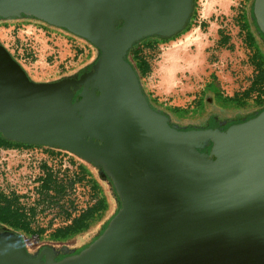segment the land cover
<instances>
[{"label":"water","instance_id":"1","mask_svg":"<svg viewBox=\"0 0 264 264\" xmlns=\"http://www.w3.org/2000/svg\"><path fill=\"white\" fill-rule=\"evenodd\" d=\"M192 3L0 0V16L25 13L101 51L89 74L101 95L73 103L75 80L35 82L0 44V135L101 165L122 199L102 234L76 253L46 245L30 255L5 229L0 264H264V111L226 132L177 130L150 109L125 61L134 42L179 32ZM252 12L264 35V0ZM209 141L214 160L199 151Z\"/></svg>","mask_w":264,"mask_h":264},{"label":"rangeland","instance_id":"2","mask_svg":"<svg viewBox=\"0 0 264 264\" xmlns=\"http://www.w3.org/2000/svg\"><path fill=\"white\" fill-rule=\"evenodd\" d=\"M253 1L193 0L194 15L188 22L186 32L161 39L148 38L140 43L139 47L143 52L141 55L150 65L149 72L141 77L142 86L158 107L170 113L173 122L205 124L211 114L222 117L223 113L254 109L251 98L256 93L245 100L246 104L239 105L222 102L221 96H215L214 86L205 87L207 80L218 74L224 97L250 88L256 69L249 59L252 49L245 45V33L238 32L237 21L240 10L247 12L250 27L254 31L250 17ZM221 36L228 39L220 42ZM240 37L243 38L242 43ZM0 40L35 82H51L72 74L89 63L85 55L87 51H93L94 47L83 37L32 19H9L0 23ZM146 43L151 46L148 47ZM174 54L178 55V59L171 70L175 73L174 80L170 81L167 80L165 68L171 66L170 60ZM182 111L184 112L181 113ZM179 112L180 114H176ZM35 148L39 155H29L28 152ZM41 150L44 153L42 157ZM57 151L67 157L70 164L66 163L65 167L63 163H55L59 169L51 171L49 159L53 155L55 157ZM73 156L80 159L63 148L39 144L0 148V195L20 209L18 199L26 196V191L40 193L39 200L36 201L37 207H33L30 219L25 218V221L29 223L31 230H44L41 237L44 239L41 241L43 243L49 241V235L55 229L66 226L93 204L87 182L79 180V169L70 159ZM42 171L52 175L54 182L49 187L51 191L42 189ZM21 216L0 207V224L13 230L12 232L21 229V224L16 222L17 219L22 220ZM95 219L96 216L90 215L85 220L86 224H91ZM98 225L100 223L90 225L88 232ZM20 234L26 248L30 250L31 243L36 241L28 239V235L24 233ZM83 238L52 245L61 244L60 246L73 248ZM36 245L38 244H33Z\"/></svg>","mask_w":264,"mask_h":264},{"label":"flooded vegetation","instance_id":"3","mask_svg":"<svg viewBox=\"0 0 264 264\" xmlns=\"http://www.w3.org/2000/svg\"><path fill=\"white\" fill-rule=\"evenodd\" d=\"M191 15V14H190ZM2 17V16H1ZM190 17V16H189ZM186 20L184 26L186 25V23L189 20ZM5 20H9V19H14L17 18V20L20 19H32V20H36L39 21L38 19L34 18L33 16H28L25 13H21L20 16H15V17H10V18H6V17H2ZM41 23L51 26V27H56L54 25H50L44 21H41ZM122 25V21H119L118 26ZM58 28V27H56ZM62 29V28H61ZM65 31H69L67 29H63ZM70 32V31H69ZM128 33V32H127ZM258 42L260 44V46L262 47V49L264 50V35H259L258 33H255ZM92 44V43H91ZM93 45V44H92ZM93 56L92 58L89 60L88 64H85L84 66H82L81 68H79L78 70L74 71L72 74H69L65 77H61V78H68V79H73L76 81V83L74 84V86H71V92H72V102H80L81 100H84L86 98L92 97V96H99L101 95L100 89L99 87H95L93 85L94 81L90 79L89 74H91L93 72L92 70V66L97 62V60L99 59L100 55H101V51L95 46L93 45ZM128 56V53H127ZM127 56L125 61L131 65V63L127 60ZM132 67V65H131ZM132 69L134 70V68L132 67ZM139 83H140V88H141V92L142 95L144 96L148 106L150 107L151 110L158 112L162 115H164L165 117H167V123L171 126V127H175L177 130H188V129H214V130H218L220 132H226L229 130V128H231L232 126H237L240 125L248 120H250L253 117L258 116L259 114H261L264 111V105H260L258 107H255L254 109L251 110H247V111H237L234 113H229V114H225L223 113L224 116L220 117L217 114H211L212 112H210V116L208 118V121L204 124L202 122L196 124V125H192V124H178L172 121V116L170 115V113H168L166 110L161 109L160 107H158L155 102L146 94L145 89L142 86L141 83V78L138 76V74L136 73V71L134 70ZM60 78V79H61ZM59 79L53 80V81H57ZM95 119V116H94ZM210 135H213L210 134ZM91 136H86V139H89ZM92 141H99L94 137H91ZM196 139H200L199 137H197ZM9 140V139H8ZM206 140V139H205ZM13 141V140H10ZM16 142V141H15ZM196 142V140H195ZM203 144V143H202ZM8 149V148H6ZM198 150V148H196ZM66 151H69L67 149H65ZM200 152H204L207 154V158L210 160H214L215 159V155L213 154L214 151V141H209L208 144L203 148L199 149ZM71 152V151H69ZM72 154H74L75 156L79 157L80 159H82L84 162L88 163L89 165L92 166V168L95 170L97 176L105 183L109 196L112 200V209L110 214L106 217V219L104 221H102L100 223V225H98L93 231L88 232L87 235L84 236L83 239L80 240L81 243H79L78 245H76L75 247H73L74 252L76 253L78 249H83L84 247H86L87 245L91 244L95 239H97V237L99 235L102 234V232L105 229V226L107 225V223L111 220V218L117 214V212L121 209L122 207V199L119 195V193L117 192L114 183L112 182L111 178L106 175L103 172V168L101 165H95L93 162L88 161L87 159L81 157L78 154H75L73 152H71ZM193 155V154H192ZM194 156V155H193ZM108 160H111V158H108ZM106 161V160H105ZM111 163V161H110ZM5 229H8L6 227H4L3 225L0 224V232H3ZM23 243H25V241L22 238ZM52 245V244H50ZM61 244H53L52 246H60ZM44 246L39 247L38 245L36 246H32V248L30 250L27 249V252L30 255H33L35 253H37V256L39 257L40 251L42 250ZM78 247V248H77ZM72 248V247H70ZM71 253L68 254H62L59 253L56 256L54 255V259L58 262L60 261L63 257L70 255ZM36 256V257H37ZM41 260L45 261V254L42 255V257H40Z\"/></svg>","mask_w":264,"mask_h":264},{"label":"crops","instance_id":"4","mask_svg":"<svg viewBox=\"0 0 264 264\" xmlns=\"http://www.w3.org/2000/svg\"><path fill=\"white\" fill-rule=\"evenodd\" d=\"M241 6V4H240ZM243 7V6H242ZM239 29L238 32H243L245 33L244 40H245V45H247L249 47V49H252V53H250V61L255 65V75L254 77L251 79V85L250 88H244L241 90V92L237 91V92H233L232 94H228V97L232 96V102L237 103V104H246L245 100H247L248 98H250V96L253 93H256L255 95H253V97L251 99H253L254 101V106L258 107L262 104H260L262 101V103L264 104V50L260 49L259 47L260 44L258 42V39L255 35V32L253 31V29L250 27V19L249 16L247 14V12H244L243 10L239 11ZM241 27V30H240ZM250 33V35L252 36V39L249 40V38L247 37L248 34ZM240 43L243 42V38L240 37ZM222 40H220V42H222ZM146 45L149 47L150 44L146 43ZM262 48V47H261ZM145 52V51H144ZM94 51H87V54L85 55L86 61H89L92 56H93ZM143 53V52H142ZM144 57V56H143ZM257 65V66H256ZM254 70V69H252ZM259 71V74H257ZM147 74V73H146ZM214 86L215 90H214V94L215 96H221V99H224V91L223 86L221 84V81L218 77V74H214V76H212V78L210 80H207V82L205 83V87H211ZM200 99V98H199ZM260 104V105H259ZM254 107V108H255ZM252 108V107H250ZM72 162L76 163L77 167H78V175H79V180H82L83 182H87V185L89 187V190L91 191L92 194V198H93V204L90 206L92 209V214L91 216H96L95 221H92L91 224H83L84 228H80V231L77 233H74L73 230L71 231L70 235H67V241L69 240H75L78 239V237H84L88 230L90 225L96 224V223H101L102 221H104L106 219V217L110 214L111 209H112V200L109 196L107 187L105 185V183L97 176L95 170L92 168L91 165H89L88 163L84 162L83 160L80 159H76L74 156L72 158H70ZM14 209H16L17 207L12 206ZM105 208V209H103ZM74 220H71L69 222V224H67L66 226L63 227H67L69 226ZM76 221V220H75ZM74 221V224L79 225L80 220H77L76 222ZM28 224V222L26 221H22ZM22 222H19L20 224H22ZM20 228H24L23 225L19 226ZM61 227V228H63ZM82 227V226H81ZM70 228V227H69ZM20 230V229H18ZM21 233V232H20ZM23 234V233H22ZM53 233H51L49 236L52 237ZM28 239H30L28 237ZM31 240V239H30ZM44 240V239H41ZM38 244L40 242H32L31 245L33 246V244Z\"/></svg>","mask_w":264,"mask_h":264},{"label":"trees","instance_id":"5","mask_svg":"<svg viewBox=\"0 0 264 264\" xmlns=\"http://www.w3.org/2000/svg\"><path fill=\"white\" fill-rule=\"evenodd\" d=\"M194 4V3H193ZM252 7H253V3H252ZM252 7H251V12H250V17L252 19V22H253V27H254V32L255 33H258L259 35H263L260 31H259V28L255 22V19L253 17V12H252ZM194 15V9L192 8V12H191V15L189 17V20L192 18V16ZM14 19H17V18H14ZM188 20V22H189ZM6 20L4 18H2L0 16V23H3L5 22ZM40 21V20H39ZM188 22L186 23V25L179 31L177 32L174 36L180 34V33H183V32H186L189 28V24ZM249 38V40L252 39V36L250 35V33L248 34L247 36ZM264 37V36H263ZM148 38H163V37H160V36H150V37H146V38H143L139 41H136L132 44L131 48L129 49L128 51V56H127V60L131 63L132 67L134 68V70L136 71V73L138 74V76L141 78L142 76H144L146 73L149 72V69H150V65L148 63V61L145 59V57H143L141 54H142V50H140V43ZM226 40L228 39L226 36H221L220 40ZM264 39V38H263ZM0 44H2L1 40H0ZM150 44V43H148ZM3 45V44H2ZM151 46V45H150ZM257 66V65H256ZM259 74V71L258 73ZM232 96L231 97H224V99H222V102L224 103H231L232 102ZM233 103V102H232ZM262 103V102H261ZM262 105H264L262 103ZM264 108V107H263ZM184 111H182L181 113H183ZM176 114H180L179 113H176ZM24 146H29V144H26V143H22V142H15V141H10L4 137H2L0 135V148H17V147H24ZM82 160V159H81ZM52 175L51 174H47L46 177L44 178L43 180V184H42V189H45L46 191L49 190V187L52 186L53 184V180H52ZM62 188V187H60ZM0 200H3V202L0 203V207H3V208H6L8 210H10L11 212H13L15 215L16 214H19V216H21V219L22 220H18L17 219V223L18 222H21L23 221V218H24V221H25V218L26 220H28L27 216L25 215V213H23V211H21L20 209L16 208L14 209L12 206V201L4 198L2 195H0ZM92 209L93 208H88L85 212H83L82 214H80L79 216H77L76 218H74L73 220L77 221V220H80L79 222V225H75L74 224V221L67 227H59L57 229H55L53 231V235L52 237L49 236V241L48 242H41V237H42V233L44 232L43 229H38V230H31L29 228V223H25V222H22L21 225H23L24 228H21L19 231H14L15 233H18V235H21V233H24L26 235H28V237L32 240V241H36V242H40L38 243V246L39 247H42V246H46V245H49V244H52V243H64L67 239V235H70L71 231L73 230L74 233H77L80 231V228H84L83 224L86 223V219L88 217H90V215L92 214ZM75 221V222H76ZM108 224V223H107ZM82 226V227H81ZM107 226V225H106ZM105 226V228H106ZM70 227V228H69ZM13 231V230H12ZM88 234V233H87ZM86 234V235H87ZM22 236V235H21ZM23 237H21L22 239ZM25 244V243H24ZM88 246V245H87ZM78 248V247H77ZM80 249L77 250L80 251Z\"/></svg>","mask_w":264,"mask_h":264},{"label":"built area","instance_id":"6","mask_svg":"<svg viewBox=\"0 0 264 264\" xmlns=\"http://www.w3.org/2000/svg\"><path fill=\"white\" fill-rule=\"evenodd\" d=\"M40 152H41L40 155L42 157L44 155V153L42 152V150ZM28 153H29V155H32V154H36V155L38 154L39 155V152L36 148L33 150H30ZM46 157L48 158L50 156H46ZM61 158H62V160H61ZM66 159H67V157L63 156L62 154H58V151H57L55 157L53 155L52 158L49 159L50 165H51V166H49V168H51V171L52 170L57 171V169H59V168H56L57 166L55 163H59V162L63 163V165L66 167V163H68V165L70 164V160H66ZM45 163L47 164V162H44V164ZM41 175H43V179H44L47 174H46V172L42 171ZM48 191H51V190H48ZM25 193H26V196L18 199L19 200L18 205L20 206V210L25 213V215L27 216L28 219H30L31 214H32L31 211L33 210V207H35V208L37 207L36 201L39 200L40 193H37L36 191H34V192L33 191L32 192L26 191Z\"/></svg>","mask_w":264,"mask_h":264},{"label":"bare ground","instance_id":"7","mask_svg":"<svg viewBox=\"0 0 264 264\" xmlns=\"http://www.w3.org/2000/svg\"><path fill=\"white\" fill-rule=\"evenodd\" d=\"M178 59V55H173V57L171 58V60H170V63H171V66H169V67H167V68H165V70H166V75H167V80H174V72L173 71H171L173 68H174V66L176 65L175 64V62H176V60Z\"/></svg>","mask_w":264,"mask_h":264}]
</instances>
